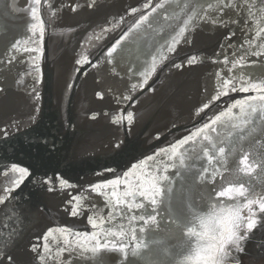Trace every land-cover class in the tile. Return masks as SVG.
Segmentation results:
<instances>
[{
    "label": "water",
    "instance_id": "1",
    "mask_svg": "<svg viewBox=\"0 0 264 264\" xmlns=\"http://www.w3.org/2000/svg\"><path fill=\"white\" fill-rule=\"evenodd\" d=\"M169 2L0 0V264H205L210 244L218 261L213 237L231 229L232 215L244 208L239 188L263 174L256 151L264 149V112L258 102L243 111L233 105L261 95L239 89L264 81V57L244 52L249 41L264 44V0H230L223 13L216 0ZM158 4L165 7L153 13ZM157 14L149 31L147 22L137 28L142 16ZM125 33L124 56L141 66L135 77L116 53L106 59ZM172 36L178 42L169 52L160 43ZM17 40L36 51L14 52ZM10 55L17 57L11 64ZM218 73L233 77L237 91L222 89ZM120 97L129 99L117 103ZM141 171L160 192L125 197L145 180ZM114 180L117 196L145 207L113 208ZM259 249L250 264H264Z\"/></svg>",
    "mask_w": 264,
    "mask_h": 264
},
{
    "label": "snow or ice",
    "instance_id": "2",
    "mask_svg": "<svg viewBox=\"0 0 264 264\" xmlns=\"http://www.w3.org/2000/svg\"><path fill=\"white\" fill-rule=\"evenodd\" d=\"M37 3L40 2V0H36ZM216 2L220 5L218 11L220 13H223L225 11V6L228 5V6H231L230 5V0H216ZM176 5V7H179L180 5L176 4V0H170L169 2V7H171L172 5ZM245 6H247V0L245 2ZM165 5L164 4H158L156 8H153L152 9V12L153 13H156L157 12V8H164ZM214 7L213 3H209L207 5V9H212ZM204 9H201V11H203ZM33 13L35 12V8L32 9ZM133 12L136 11V9H132ZM159 19V14H157V16H154L152 17V20L150 21L149 17L148 16H142L141 19H140V22L137 24V28L139 29L140 28V25L147 22L148 23V28L144 29L145 32L149 31L151 29V24L153 21H156ZM169 19V17H164V20L165 22ZM201 19H207V17H202ZM210 23H223V20H219V21H216L215 19H213L212 21H209ZM171 27V26H170ZM33 28H35V26H33ZM162 31V30H161ZM185 29L184 28H181L179 33H177V36H182L183 33H184ZM159 34V33H158ZM140 33H137V36H139ZM257 35H259V33H257ZM91 39V38H90ZM97 39H99V37H97ZM129 39V34L128 33H125L124 35L121 36L120 40H118L116 42L115 45L112 46L111 49H109L107 51V57L106 59L108 60V63H111V59H108V58H113L115 59L116 57L113 56L114 53L117 54V56L119 57V61H123L124 63L127 64L128 66V72H130L133 77H135V74L137 71H139L140 69V65H137V67L134 69L132 66H131V62L127 60V57L124 56V51L125 49H127L129 47V44L127 43ZM35 42V41H34ZM177 37L176 36H172L171 38V41L169 42L167 39H165L163 41V43H160V47L161 48H165L167 47L168 51L171 52L173 51V45H176L177 44ZM24 43H27V41H25ZM147 43V41H146ZM158 43V41H155L153 40L151 42V44L149 45L151 48H155L156 44ZM21 44V42L19 40H17L15 43H13L11 45V48L14 52H20V51H23V52H35L36 49H29V48H23L21 49L19 47V45ZM117 46H119V51L117 50ZM224 47H230V43H226L224 45ZM223 52V49L221 50ZM244 52H245V56H262L264 57V44H258L256 47H253L252 44H251V41H249V44H248V47L244 49ZM244 57H242L243 59ZM17 59V57L15 55H10L9 56V59H8V62L9 64H11L12 62H14L15 60ZM155 59V57H153V60ZM118 61V62H119ZM188 64L191 65L194 60L193 59H189L188 61ZM0 63H3L2 61H0ZM77 64H80L81 61L80 60H77L76 61ZM223 63L225 65H228L229 64V58L227 55H224V61ZM238 63V62H237ZM93 67H95V65H93ZM176 68H180L181 65L179 64H176L175 65ZM232 68H235L236 67V64L233 63L231 65ZM115 70V69H113ZM36 71H39V69H36ZM2 78V77H0ZM217 79L220 80V83H221V88H228L229 85H231V91L235 92L237 91V88H236V85L235 83L233 82V77H228L227 79H224L221 77V75L218 73L217 74ZM36 82L38 83L39 80L37 79ZM133 88L136 87V85H133L132 86ZM37 90L35 87L32 88V92L35 93ZM239 91L241 92H249V91H257V92H260L261 95L259 97H249L248 101H237L233 107H237V106H240L241 107V111H243V107L242 105L244 103H249V101H253V102H258L260 107H261V111L264 112V81H262L260 84H254V83H249L247 84L246 86L242 85L241 88L239 89ZM220 93L218 92L217 93V98L219 97ZM39 97H37L38 99ZM129 99V97H120L119 99H117V103H121L125 100ZM251 107V105H249ZM205 107H207V105H205ZM257 111V108L256 107H251V112L252 113H255ZM95 118V117H94ZM216 119L218 120L219 119V116L216 117ZM133 120V114L132 112H128L127 113V121L128 123H131ZM113 123H118V121H116L115 119L113 120ZM213 123H215V121H213ZM205 127H207V125H205ZM191 140V136L190 137H187L185 139H182L180 141V144L181 145H184V144H187L189 141ZM162 152H164L165 150H161ZM173 152L175 151L174 149L172 150ZM219 151L221 153H223L225 151V149L223 147H221L219 149ZM149 160L152 159V157H149L148 158ZM15 170V169H14ZM19 172L21 173V175L23 176L25 173H26V170L25 169H19ZM133 176H135V173H132ZM141 175L145 176V180L144 181H140L139 179H137L136 181V191L135 192H129V191H125L124 192V196L125 197H134L136 196L137 194H139L141 197H146V196H149L151 193H159L160 192V189L156 186V184L154 183L155 181V177H151L150 174H146L144 173L143 171H141ZM161 179H167V177H161ZM21 181H17L16 182V186L18 187L19 186V183ZM61 183H64L63 181ZM128 183V178H127V175L125 176V185H127ZM109 185L112 186V193H111V197H110V200L114 197L115 200L112 202V207L113 208H116L118 205H123L125 209L128 210V212H132V211H135V210H138V209H143L145 207L144 204H141V203H136L135 204V208H133V204H134V201L132 200H122L119 196H117V192H116V186L120 184V181L119 180H114V181H109L108 182ZM147 185V187L145 186ZM97 187H100V186H97ZM49 191H51V188L48 189ZM243 193H241L242 195ZM221 196L224 195L223 192L220 193ZM78 199V197H77ZM106 203H108L106 201ZM157 203V201L153 198L151 199V204L155 205ZM253 203H255L253 200H248L247 201V204L244 205V207H248L249 208V211L251 212V206L253 205ZM155 209H153L154 211ZM259 210L260 212H264V201L262 202H259ZM113 213H110L109 214V217H111ZM72 215L75 216L77 215V210L76 208H73L72 209ZM254 215V213L252 214ZM123 218V213H122V217ZM139 219L140 221L142 222H145L147 223L148 221L145 220V216L143 215H140L139 217L135 216V215H130L128 217L129 221H134L136 219ZM149 219L151 220H155V216H152V217H149ZM241 217L238 215V212L235 214V220H240ZM235 220L233 221V226L236 227L237 225L235 224ZM89 221L91 222L92 221V217L90 216L89 217ZM256 225V221L253 220L251 218V216L248 218V221H247V224H246V228L247 230L251 231L253 230L254 226ZM95 226V225H93ZM230 229H228V227L225 225L223 227V230L220 231V234L219 236H216V237H213V240L214 241H218V243L220 245H224L226 241L230 240V239H233V236H230ZM50 234V233H49ZM82 235H86V234H82ZM106 235H112V236H115L116 234L115 233H106ZM44 241H45V244H44V247L45 248H48L49 247V244H48V235H45L44 236ZM93 240H96L97 237L95 235H93L92 237ZM64 244L67 245L68 244V241H64ZM81 247H83V244L81 245ZM32 250L34 252H37V254H39V249L36 247V246H33ZM65 249L63 247L60 248V251H64ZM87 251V249H85ZM122 250V249H121ZM98 249L97 248H92L91 249V252L95 253L97 252ZM215 252H216V248L214 246V244H210L208 246V249L206 250V256L204 257V260H205V264H216V261L214 259L215 257ZM81 257H83L84 255V252H81L80 253ZM41 260H43L45 257L44 256H40L39 257Z\"/></svg>",
    "mask_w": 264,
    "mask_h": 264
},
{
    "label": "flooded vegetation",
    "instance_id": "3",
    "mask_svg": "<svg viewBox=\"0 0 264 264\" xmlns=\"http://www.w3.org/2000/svg\"><path fill=\"white\" fill-rule=\"evenodd\" d=\"M244 152L245 154L249 153L248 149ZM256 152L261 157L259 162H264V149ZM261 167L263 174L255 175L256 177L251 175L246 182L247 184L242 185L237 191L239 198L240 196L241 198H248L246 201L243 200V205H246L248 200H253L255 203L251 206V212L248 207L236 209V213L238 212L241 217L240 220H235V215H232L231 221L235 220L237 225L234 227L232 224L233 227L231 226L230 229V236H233V239L226 241L224 245H220V255L216 264H250L249 262L255 256V245L260 246L259 252L264 254V212L259 210V202L264 201V164ZM241 193L243 194L241 195ZM243 211H247L246 215H242ZM253 213L254 215H252ZM250 216L256 221V225L251 231L246 228Z\"/></svg>",
    "mask_w": 264,
    "mask_h": 264
}]
</instances>
